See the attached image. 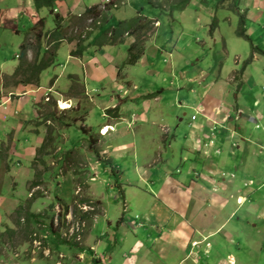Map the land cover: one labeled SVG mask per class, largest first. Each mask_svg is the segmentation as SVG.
<instances>
[{
  "label": "rangeland",
  "instance_id": "obj_1",
  "mask_svg": "<svg viewBox=\"0 0 264 264\" xmlns=\"http://www.w3.org/2000/svg\"><path fill=\"white\" fill-rule=\"evenodd\" d=\"M179 1L153 0L159 3L160 10L149 6L147 0H53L55 13L50 8L37 13L33 0H0V145H12L10 150L14 151L7 161H0V264H82L87 253L101 263H109L118 256L126 260L130 232L141 223L135 227L130 223L127 217L131 210L126 199H119V191L125 193L130 188L125 185V175H129L128 182L139 184L138 175L163 168L162 142L169 130L164 129L161 138L158 134L162 132L150 126L148 129L154 134H149L152 142L146 150L120 148L111 135L115 126H106L107 109L118 106L124 112L122 126L127 128L136 120L134 114L143 112L144 116L149 112L151 120L161 119L177 130L185 126L176 121L183 118L184 112L191 113L179 111L178 104L197 101L213 107L218 101L239 103L246 108H242L244 118L237 126L248 138L264 135V119L260 122L256 117L257 113L264 116V54L252 51V46H258L264 53V20L245 16L256 0H190L181 11L169 9ZM93 6H98L101 16L87 19L83 12ZM56 14L64 19L61 27L67 39L59 44L55 64L41 73L39 86L14 87L4 82V75H12L23 60L20 46L28 30L40 17L45 20V31H53ZM139 15L155 23L136 36L125 35L122 42L111 45L105 29H114L124 20L122 25L128 26ZM241 17L250 43L237 35ZM136 39L145 49L144 58L136 63L139 66L126 65L129 46ZM93 40L101 43L103 53L96 45L91 46ZM78 44L86 47L83 54L87 59H95L93 63L89 65L83 55L71 56ZM150 46L157 47L156 55L153 49L146 52ZM32 57V51L25 55L29 61ZM101 65L103 70L98 72ZM151 95L157 97L148 101ZM49 103L51 107L55 105L54 109L50 107L56 118L52 126L40 120L41 113H49ZM62 104L66 107L62 108ZM249 118L255 122L251 123ZM143 119L135 123L142 125ZM82 129L88 136L80 132ZM125 141H130L128 136ZM89 143L98 151L99 158L88 149ZM41 145L43 156H37ZM249 147L247 173L257 162L255 168L261 171L262 179L264 147L262 151L254 144ZM70 151L64 162L63 157ZM102 162L110 166L104 167ZM37 177L42 184L33 187ZM116 181L119 186H115ZM133 198L129 192V201L136 200ZM60 203L69 212L67 229H60L59 233L71 246L62 245L53 235L58 231ZM28 213L33 217L28 218ZM51 218L54 233L48 225ZM251 225L232 232L229 240L215 236L216 241H222L220 251L214 248L215 254L208 253L209 236L201 229L197 240L180 236L179 246L174 239L165 241L160 250L166 257L161 252L154 258L155 244L152 245L150 261L146 257L143 262L176 264L181 248L188 250V255L179 264H194L191 261L197 257L202 259L195 264H264L262 227L258 223L256 228ZM156 228L159 230H153L152 235L160 232L163 236L169 229L163 226V230L159 224ZM183 231L181 226L177 233ZM145 235L151 234L140 231L138 237Z\"/></svg>",
  "mask_w": 264,
  "mask_h": 264
},
{
  "label": "crops",
  "instance_id": "obj_2",
  "mask_svg": "<svg viewBox=\"0 0 264 264\" xmlns=\"http://www.w3.org/2000/svg\"><path fill=\"white\" fill-rule=\"evenodd\" d=\"M254 10H256L255 13ZM247 11L246 17L250 18V15H254L255 21L264 20V0L251 2ZM95 45L102 52L100 43ZM151 49L156 55L157 47H147L146 52ZM82 58L89 60V65L95 60L87 59L84 54ZM101 70H103L102 65L98 72ZM90 71L89 69L88 73ZM187 76L190 77V75ZM262 94H264V88ZM162 96L163 94L160 95V97ZM156 97L157 95H151L147 99L150 101ZM205 97H208L207 94ZM133 102L132 100L130 103ZM255 104L259 107L258 101ZM168 105L169 102L167 101L166 107ZM114 108L118 109L119 117H113L106 112L108 115L106 126H115L114 129L116 130L111 135L116 138L120 148L133 149L135 152L139 148L146 150L152 142H149V136L154 134V132L149 131L150 126L154 125L155 129L162 132L160 135L158 134V137L163 136V132L167 129L169 130L167 139L164 137L162 142L164 151L160 158L164 164L163 168L157 172L149 169L148 172H143V175H138L137 181L141 182L139 184L133 183L131 180L128 182L129 175L124 177L127 181L125 185L130 188L126 189L125 193L122 190L123 197L126 199L129 210H131V215L132 213L135 214L133 218L131 215L127 218L130 219L129 221L134 227L141 223L139 228L135 227L136 229L134 228L130 232L132 239H129V246L127 245L128 257L126 260H122L118 256V259H113L109 263L106 262L107 260L101 263L94 259L93 255L87 253L82 259V264H144L143 259L146 257L149 259L150 254H153L152 245L155 244L156 252H154L153 257L157 259L163 252L160 247L162 244H166L165 241L174 239L175 244L179 246V241L180 245L182 243L180 236L193 237L194 240H197L201 229L202 231L205 230L204 235L206 233V236H209L207 237L211 248L208 253L215 254L214 248L220 251L219 246L222 243V241H216L215 236L221 235V237L224 236V240H229L232 232H238L239 228L250 224L256 228L257 223L262 227L260 231L263 233L262 242L264 246V178L261 179V171H257L255 168L257 162H255L251 172L247 173L250 163L248 156L251 153L249 145L254 144L259 151H262L264 135L258 138L250 135L251 138H248L242 127L237 126L244 118L242 108H246L245 105L239 103L235 105L223 104L221 101L216 102L213 107L207 102L199 104L197 101L195 104H178L179 111L190 110L191 113L184 112L183 118L185 117V119L179 118L178 122L176 121L177 124L182 123L185 126V128L179 126L177 130H173L171 125H167L161 119L151 120L149 112L145 113L144 116L143 112L134 114L137 121L144 118L143 123L140 125L138 122L135 123V120L133 125L127 128L122 126L121 122L124 112L118 106ZM188 114L190 116H187ZM193 116H195L194 120H192ZM256 117L260 122L264 119L263 114L260 113H257ZM127 136L129 142L125 141ZM120 142H124V144ZM11 148L12 145H10ZM12 153L14 151L10 150L9 155ZM121 161L127 162L126 159H121ZM258 168L261 170V166ZM147 181L149 182L148 185H146ZM129 192H132L136 198L133 202L129 201ZM136 216L139 218L136 219ZM157 224L161 228L163 226L169 228L168 232H164L163 236L160 232V234L152 235L153 230H159L156 228ZM181 226L184 227L186 234L184 231L179 232L180 235L177 233ZM146 230L151 235L138 237L140 231ZM171 232L172 234H170ZM99 247L101 250V246ZM179 250L181 254L174 261L176 264L184 261L188 255V250L185 251L181 248ZM144 253H146L145 257ZM163 254L166 257L164 252ZM197 259L201 262L202 257L200 259L197 257L191 262L195 264Z\"/></svg>",
  "mask_w": 264,
  "mask_h": 264
},
{
  "label": "trees",
  "instance_id": "obj_3",
  "mask_svg": "<svg viewBox=\"0 0 264 264\" xmlns=\"http://www.w3.org/2000/svg\"><path fill=\"white\" fill-rule=\"evenodd\" d=\"M53 0H33V6L34 9L36 10V12L38 13L40 10L45 9V8H50V11L53 13ZM153 0H147L149 6H151L154 9H160V7L158 6L159 3H153ZM190 2V0H181L179 1L177 4L175 5H170L169 9L174 11V10H183L188 3ZM161 10V9H160ZM100 10L98 11V6H93L90 8H86L83 12V15L86 16L87 19H98L100 15ZM241 20V26H240V30H237V35L239 37L244 38L245 40H247L249 43L251 42V40L249 39L248 36L245 35V30L243 28L244 26V20L242 19V17L240 18ZM64 21V19L62 17H59L58 14H56L54 16V27H53V31L50 30H46L45 31V20L44 18H40L38 17V21L28 30V33L25 34V39L24 42L21 44V49L23 52V60L22 62L15 68L14 72L12 73V75H4L3 81L4 82H8L10 84H12L14 87H17L18 85H22V86H32V87H38L39 83H40V75L42 72H44L46 69L52 67L55 62H56V55L55 53L57 52V50L59 49V44L66 40V35L63 34L62 32V27H61V23ZM123 22H126L125 20ZM123 22H119L118 26L116 28H109L105 30V35L106 37H108V39L110 40V44H117L119 42H122L123 37L125 35H131V36H136L138 33H140L142 30H146V28L149 27V25L154 24V21H147V19L145 17H143L142 15H139L136 17V19L132 22H128V26L127 25H122ZM68 24V23H67ZM215 29V26L212 25L211 26V32H213ZM28 40H31V42L29 43ZM72 40V39H71ZM97 41H92L90 44L95 45ZM101 44V43H100ZM141 42H139L137 39L134 41V43H132L129 46L128 49V59H127V63L126 65H135L136 62L141 58V56L144 53V47L140 45ZM86 50V47L84 45H79L76 49V51L71 53V56L74 58H80L84 51ZM28 51H32L33 52V57L31 59V61L27 60L25 58V55ZM252 51L253 53L258 52L260 54H264L262 53V51L258 48V47H253L252 46ZM236 79V78H235ZM50 111L49 113L42 115L41 113V117L40 120L46 122H49L50 126H52V122L56 121L55 118V114L54 112H52L51 108H55V105L53 104L52 107L50 106V103L47 104ZM51 107V108H50ZM107 113L111 114L113 117L118 118V109L114 108V109H107ZM80 132L83 135H86V130L82 129L80 130ZM88 136V135H86ZM51 138V135H50ZM88 149L91 150V152L97 157L99 158V153L96 149H94L93 147H90L91 144H88ZM44 146L41 145V147H39L36 151V155L37 156H43V150ZM9 151L10 148L5 146V145H0V161H7L8 156H9ZM72 151H70L68 154L65 155V157H63L64 162L67 159V155H70ZM102 164L104 165V167H109L110 165L108 163H104L102 162ZM38 181L33 183V187H37L40 186L42 183L41 181H39V177H37ZM115 186H119V183L116 181L115 182ZM119 188V187H118ZM124 194L123 191H119V199L124 202ZM59 209L60 212L57 215V232L55 234H53L57 241L59 243H61L62 245H66V246H71L72 244L70 243V241H66L64 239H61V235H60V231L62 229H67V221H66V215L69 212V209L66 205H64L63 203H60L59 205ZM27 217L31 218L33 217L32 215H30L29 213L27 214ZM29 221L26 222V224ZM49 225V229H52L53 232V228H54V224H53V219L51 218ZM61 229V230H60ZM54 233V232H53Z\"/></svg>",
  "mask_w": 264,
  "mask_h": 264
},
{
  "label": "built area",
  "instance_id": "obj_4",
  "mask_svg": "<svg viewBox=\"0 0 264 264\" xmlns=\"http://www.w3.org/2000/svg\"><path fill=\"white\" fill-rule=\"evenodd\" d=\"M194 119H195V116L192 117V120H194ZM249 120H250L251 123L255 122L253 118H249Z\"/></svg>",
  "mask_w": 264,
  "mask_h": 264
},
{
  "label": "bare ground",
  "instance_id": "obj_5",
  "mask_svg": "<svg viewBox=\"0 0 264 264\" xmlns=\"http://www.w3.org/2000/svg\"><path fill=\"white\" fill-rule=\"evenodd\" d=\"M61 106H62V108H65V107H66L65 104H62ZM104 132H106V128H105V130L103 131V133H104Z\"/></svg>",
  "mask_w": 264,
  "mask_h": 264
},
{
  "label": "clouds",
  "instance_id": "obj_6",
  "mask_svg": "<svg viewBox=\"0 0 264 264\" xmlns=\"http://www.w3.org/2000/svg\"><path fill=\"white\" fill-rule=\"evenodd\" d=\"M53 13H55V10L53 11Z\"/></svg>",
  "mask_w": 264,
  "mask_h": 264
}]
</instances>
